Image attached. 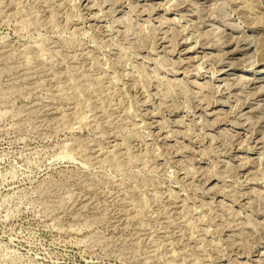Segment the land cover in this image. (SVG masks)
<instances>
[{
  "label": "rangeland",
  "instance_id": "rangeland-1",
  "mask_svg": "<svg viewBox=\"0 0 264 264\" xmlns=\"http://www.w3.org/2000/svg\"><path fill=\"white\" fill-rule=\"evenodd\" d=\"M263 68L264 0H0V264H264Z\"/></svg>",
  "mask_w": 264,
  "mask_h": 264
},
{
  "label": "bare ground",
  "instance_id": "bare-ground-1",
  "mask_svg": "<svg viewBox=\"0 0 264 264\" xmlns=\"http://www.w3.org/2000/svg\"><path fill=\"white\" fill-rule=\"evenodd\" d=\"M264 68L263 69H261V72H258L259 74H263L264 73Z\"/></svg>",
  "mask_w": 264,
  "mask_h": 264
}]
</instances>
